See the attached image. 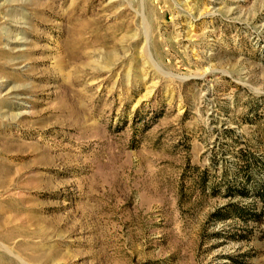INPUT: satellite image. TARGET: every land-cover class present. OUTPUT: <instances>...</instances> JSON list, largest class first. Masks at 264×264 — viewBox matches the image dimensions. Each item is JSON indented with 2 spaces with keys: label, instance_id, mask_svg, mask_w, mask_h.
<instances>
[{
  "label": "rangeland",
  "instance_id": "374dc122",
  "mask_svg": "<svg viewBox=\"0 0 264 264\" xmlns=\"http://www.w3.org/2000/svg\"><path fill=\"white\" fill-rule=\"evenodd\" d=\"M264 0H0V264H264Z\"/></svg>",
  "mask_w": 264,
  "mask_h": 264
},
{
  "label": "trees",
  "instance_id": "16d2710c",
  "mask_svg": "<svg viewBox=\"0 0 264 264\" xmlns=\"http://www.w3.org/2000/svg\"><path fill=\"white\" fill-rule=\"evenodd\" d=\"M263 187V194H260V199L264 202V185L262 186Z\"/></svg>",
  "mask_w": 264,
  "mask_h": 264
}]
</instances>
